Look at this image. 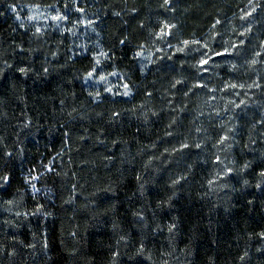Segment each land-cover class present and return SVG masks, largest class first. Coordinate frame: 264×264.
Here are the masks:
<instances>
[{
  "label": "clouds",
  "instance_id": "9594fccd",
  "mask_svg": "<svg viewBox=\"0 0 264 264\" xmlns=\"http://www.w3.org/2000/svg\"><path fill=\"white\" fill-rule=\"evenodd\" d=\"M0 264H264V0H0Z\"/></svg>",
  "mask_w": 264,
  "mask_h": 264
}]
</instances>
